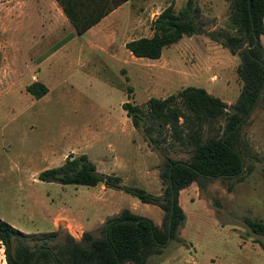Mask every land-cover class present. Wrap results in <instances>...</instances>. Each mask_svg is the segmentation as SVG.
Masks as SVG:
<instances>
[{
    "label": "rangeland",
    "instance_id": "1",
    "mask_svg": "<svg viewBox=\"0 0 264 264\" xmlns=\"http://www.w3.org/2000/svg\"><path fill=\"white\" fill-rule=\"evenodd\" d=\"M23 1L0 0V219L27 234L29 244L50 246L65 234L100 236L124 208L159 225L157 206L121 190L43 182L37 173L84 153L98 173L162 195L164 157L185 161L189 151L164 128L151 132L156 142L147 139L121 103L145 108L149 97L194 86L228 106L241 86L237 56L200 33L165 47L157 59L133 57L124 43L151 35L150 22L170 0H126L81 34L70 31L58 6L37 15V6L17 5ZM185 1L173 0L174 11ZM193 2L205 32L232 33L230 0ZM259 41L264 51V34ZM35 80L47 88L40 98L25 91ZM217 127L204 128L203 136ZM237 146L242 179L209 178L180 190L184 218L176 237L145 264H264V239L243 222H264V96L241 125Z\"/></svg>",
    "mask_w": 264,
    "mask_h": 264
},
{
    "label": "trees",
    "instance_id": "2",
    "mask_svg": "<svg viewBox=\"0 0 264 264\" xmlns=\"http://www.w3.org/2000/svg\"><path fill=\"white\" fill-rule=\"evenodd\" d=\"M125 1L55 0L76 34L85 32ZM263 21L264 0H230L228 22L232 33L205 32L193 0H186L178 11H174L170 0L150 22L151 35L126 41L124 48L133 57L157 59L165 47L182 37L206 33L238 58L235 72L241 86L235 101L226 106L203 88L186 86L164 98L149 97L145 108L128 100L122 102L121 108L132 127L142 128L147 139L156 142L151 132L160 133L164 128L170 139L189 151L185 161L164 157L160 171L162 195L121 184L118 176L98 173L84 153L66 155L61 164L40 170L37 179L75 186L101 183L121 190L141 203L157 206L162 211L160 224L154 225L148 218L124 208L105 221L100 236L92 237L84 231L76 240L65 234L61 242L50 246L44 240L29 244L27 234L0 219L5 264H145L176 237L184 218L178 202L180 190L209 178L240 181L245 175L244 160L237 146L240 128L264 96V51L259 41L264 34ZM25 91L40 98L47 88L35 80L25 86ZM215 123L217 129L203 136V129H210ZM243 222L253 234L264 239L263 221L244 217ZM260 246L264 251V242Z\"/></svg>",
    "mask_w": 264,
    "mask_h": 264
},
{
    "label": "crops",
    "instance_id": "3",
    "mask_svg": "<svg viewBox=\"0 0 264 264\" xmlns=\"http://www.w3.org/2000/svg\"><path fill=\"white\" fill-rule=\"evenodd\" d=\"M126 2H123L122 4H120L119 6H122V5H124ZM12 4H8V6H11ZM16 5V2H13V5L12 6H15ZM18 6H21V5H25V6H37V15H38V12H40L42 9L43 10H45V11H49L51 8H52V6H58L57 5V3L55 2V0H24L23 2H18V4H17ZM59 8V7H58ZM109 14V13H108ZM107 14V15H108ZM105 17V16H104ZM104 17L99 21V22H97L95 25H93V26H91L89 29H92L93 27H95L96 25H98V24H100L101 22H102V20L104 19ZM65 18V17H64ZM65 22L64 23H66V25L67 26H69L70 24L68 23V21L66 20V18H65V20H64ZM39 26H40V24H39ZM41 28H42V26H40ZM70 27H72L71 25H70ZM89 29H87V30H89ZM86 30V31H87ZM70 31L73 33L74 32V29H73V27L72 28H70ZM53 54H50L49 55V57L50 56H52ZM3 263H4V261H3ZM1 264H2V262H1Z\"/></svg>",
    "mask_w": 264,
    "mask_h": 264
}]
</instances>
